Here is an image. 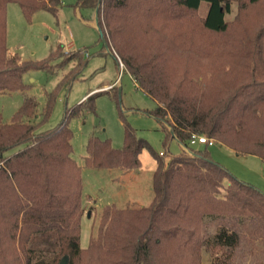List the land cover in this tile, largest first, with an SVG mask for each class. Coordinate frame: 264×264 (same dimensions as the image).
Instances as JSON below:
<instances>
[{"label":"trees","instance_id":"1","mask_svg":"<svg viewBox=\"0 0 264 264\" xmlns=\"http://www.w3.org/2000/svg\"><path fill=\"white\" fill-rule=\"evenodd\" d=\"M11 2L28 21L62 5L0 0V91L26 88L31 68L50 71L69 61L74 68L45 92L40 110L27 97L9 121L0 114V264H202L203 250L210 264H264V192L211 159L206 146H188L191 134H205L264 162V0H77L96 8L115 59L154 100L149 113L195 153L163 158L126 122L120 148L90 135L86 167L134 170L143 149L156 165L150 202L104 205L86 247L82 166L72 157L68 120L85 103L94 110V94L66 108L57 126L40 129L60 89L84 66L83 52L65 54L59 44L39 60L10 55Z\"/></svg>","mask_w":264,"mask_h":264},{"label":"rangeland","instance_id":"2","mask_svg":"<svg viewBox=\"0 0 264 264\" xmlns=\"http://www.w3.org/2000/svg\"><path fill=\"white\" fill-rule=\"evenodd\" d=\"M76 2L62 0V5L55 13L39 10L29 21L16 3H9L6 11V40L9 54H18L20 60L42 59L55 51L59 44L65 54L76 49L83 52L84 66L75 68L72 81L66 88L60 89L53 111L40 129L57 126L66 108L70 109L88 95L94 94V110H88L85 103L84 109L68 120L73 134L72 157L82 166L84 212L81 217L80 246L86 247L104 205L116 203L119 206H138L150 202L152 172L156 165L150 151L143 149L139 153L140 167L132 171L86 167L84 155L88 137L96 135L103 139L109 138L113 147L120 148L123 145V122H126L138 137L148 141L151 150L156 153L163 151V158L178 154L182 148L177 139L167 135L162 127L163 124L165 129L171 130L170 125L160 122L149 113L155 105L154 100L136 85L125 67L121 68L115 59L112 46L98 29L96 8ZM205 9L206 6L202 4L199 13L204 14ZM90 21L95 22L97 27ZM72 68L73 61L50 71L28 69L23 75L24 81L28 83L26 88L0 91V114L3 119L9 121L27 97H32L40 110L45 102V92L50 91ZM106 84L109 87L104 88ZM213 138L214 144L206 147L209 157L241 181L264 192V162L256 155L239 154ZM188 146L195 149L197 145ZM214 229L211 226V230ZM202 264H210V254L206 250L202 251Z\"/></svg>","mask_w":264,"mask_h":264},{"label":"built area","instance_id":"3","mask_svg":"<svg viewBox=\"0 0 264 264\" xmlns=\"http://www.w3.org/2000/svg\"><path fill=\"white\" fill-rule=\"evenodd\" d=\"M118 63L120 64L122 68L123 66L122 62L119 60ZM214 142H215V139L213 137L207 136L205 134H197V133L191 134L189 141H188L189 145L203 144L206 146H211L214 144ZM159 154L163 155V151H160Z\"/></svg>","mask_w":264,"mask_h":264},{"label":"crops","instance_id":"4","mask_svg":"<svg viewBox=\"0 0 264 264\" xmlns=\"http://www.w3.org/2000/svg\"><path fill=\"white\" fill-rule=\"evenodd\" d=\"M97 19V18H96ZM91 22V24L94 26V27H97V25L95 24V22H93V21H90ZM107 87H109V85L108 84H106V85H104V88H107ZM179 142V141H178ZM180 143V142H179ZM180 145H181V148L182 149H184L185 150V148H184V145L182 144V143H180ZM197 146L195 147V149H199V148H202V147H205L206 145H203V144H196ZM207 147V146H206ZM130 171H132V170H130Z\"/></svg>","mask_w":264,"mask_h":264},{"label":"water","instance_id":"5","mask_svg":"<svg viewBox=\"0 0 264 264\" xmlns=\"http://www.w3.org/2000/svg\"><path fill=\"white\" fill-rule=\"evenodd\" d=\"M99 29V31H100V33H101V36L103 37V34H102V31H101V29H100V27L98 28ZM104 38V37H103ZM173 134V133H172ZM178 141V140H177ZM181 143V142H180ZM184 148H185V150L188 152V153H190V154H192V155H195V153L193 152V151H191L190 149H188V148H186L185 146H184ZM88 213H90V211H88ZM60 264H64V262H61Z\"/></svg>","mask_w":264,"mask_h":264}]
</instances>
